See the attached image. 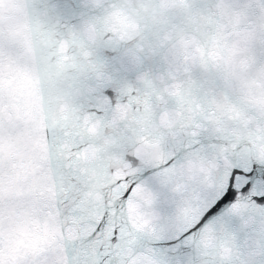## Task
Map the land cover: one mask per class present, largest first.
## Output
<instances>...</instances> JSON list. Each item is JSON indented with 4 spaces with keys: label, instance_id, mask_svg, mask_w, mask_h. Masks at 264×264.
<instances>
[{
    "label": "water",
    "instance_id": "obj_1",
    "mask_svg": "<svg viewBox=\"0 0 264 264\" xmlns=\"http://www.w3.org/2000/svg\"><path fill=\"white\" fill-rule=\"evenodd\" d=\"M163 101L162 0H0V264H161Z\"/></svg>",
    "mask_w": 264,
    "mask_h": 264
}]
</instances>
